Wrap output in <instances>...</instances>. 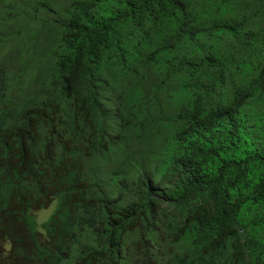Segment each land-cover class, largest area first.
Here are the masks:
<instances>
[{"label":"trees","instance_id":"obj_1","mask_svg":"<svg viewBox=\"0 0 264 264\" xmlns=\"http://www.w3.org/2000/svg\"><path fill=\"white\" fill-rule=\"evenodd\" d=\"M5 6L0 264H264V0Z\"/></svg>","mask_w":264,"mask_h":264},{"label":"rangeland","instance_id":"obj_2","mask_svg":"<svg viewBox=\"0 0 264 264\" xmlns=\"http://www.w3.org/2000/svg\"><path fill=\"white\" fill-rule=\"evenodd\" d=\"M7 0H0V31L1 32H5L7 34H11L12 31H14L15 29H19L23 34H28L31 33L33 34V37L38 34L41 38L44 39V44H45V48H44V56L43 55H39L38 53L35 54V58H41V57H46L47 59H52V56L54 54H56L57 51V45L58 43L57 38L55 36V29L54 26L52 24V22L50 21L51 17L46 18V22L44 23L43 27H41L40 25H37L35 22L33 23H29V24H25V20L24 19H19V20H15L12 21V25L11 26H3L2 25V21L1 18L4 15L8 14V21L9 19L14 15L16 17V15H18L19 10H13V11H8L7 7L5 6V2ZM39 51V49H36ZM35 50V51H36ZM57 204V200L55 199L49 207L41 209L36 211V217L37 220L42 221L44 219H46L51 212H53V210L55 209Z\"/></svg>","mask_w":264,"mask_h":264}]
</instances>
